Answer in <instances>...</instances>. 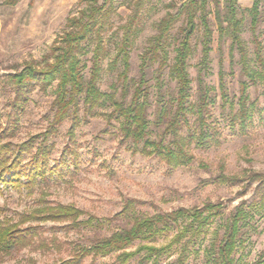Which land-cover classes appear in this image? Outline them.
I'll return each mask as SVG.
<instances>
[{
  "label": "rangeland",
  "instance_id": "1",
  "mask_svg": "<svg viewBox=\"0 0 264 264\" xmlns=\"http://www.w3.org/2000/svg\"><path fill=\"white\" fill-rule=\"evenodd\" d=\"M134 1L113 0L114 11L102 34L105 55L96 80L99 91L124 103L138 80L140 55L155 34L157 22L166 12H175L185 0L141 1L128 49L126 93L122 98L118 79L122 66L119 62L111 66L110 62ZM206 1L211 50L206 67L200 70L202 26L198 23L190 38L187 59L191 82L186 111L173 134L167 126L174 111L172 97L176 89L168 67L184 26L183 15L165 38L168 66L161 70L159 78L157 63L146 69L149 96L145 139L171 148L177 145L189 157L183 165H172L160 156L141 153L143 141L135 144L124 137L106 97L94 107L78 98L76 115L70 114L49 129L55 82L46 89L36 82L16 86L8 75L20 71L28 62L40 66L51 60L50 46L64 31L67 16L76 14L84 3L18 0L9 5L0 0V145L8 144L10 148L9 152L0 151V158L5 165L15 161L13 169L0 176V228L13 225L20 232V240L9 251L0 252V264H61L72 258L79 247L129 227L134 217L179 207H201L205 202H220L223 208L194 247L197 253L189 254L185 264H208L204 248L212 243L216 247L220 242L224 224L237 205H243L247 214L241 222L234 264H264V184L248 179L253 172H264V0L259 1L256 27L262 63L255 59L250 17L245 11L253 0H237L243 17L240 38L246 65L241 64L236 49L230 51L229 39L218 35L215 4L221 10L225 0ZM92 46V40L86 41L80 55L85 77ZM248 69L254 72V81L246 76ZM242 81L247 83L243 118L238 105ZM157 83L162 86L160 96ZM200 91L204 93L202 101ZM45 131L47 135H43ZM39 147L43 155L37 151ZM19 150L22 151L17 153ZM17 154L18 158L14 157ZM223 177L234 179L223 181ZM128 202L130 207L124 211ZM57 204L72 205L83 211L81 218L92 216L103 226L75 227L68 220L45 219L41 215L44 206ZM175 230L174 226L154 244L167 242ZM145 242L135 241L126 249L133 250ZM177 252L173 247L156 264H171ZM117 254L91 253L72 264L137 263L138 256L120 263Z\"/></svg>",
  "mask_w": 264,
  "mask_h": 264
},
{
  "label": "trees",
  "instance_id": "2",
  "mask_svg": "<svg viewBox=\"0 0 264 264\" xmlns=\"http://www.w3.org/2000/svg\"><path fill=\"white\" fill-rule=\"evenodd\" d=\"M18 0H4L5 4L13 5ZM142 0H135L131 14L127 22L123 25V32L116 52L110 62L115 66L119 62L122 66L118 73V79L121 82V97H125L127 72L129 67L128 49L134 32V23L138 17L139 6ZM259 1L253 0L249 8L245 11L250 17V31L252 40L256 47V60L262 63L259 48L260 43L256 36V27L259 16ZM84 3L83 8L76 14H70L65 21L64 31L57 36L50 46L51 60H45L40 66L28 62L24 67L8 75L10 82L16 86H23L30 82H36L41 89H46L55 82L53 90L54 98L52 101L53 116L48 126L54 129L67 116L76 115L78 98H81L83 104L94 107L101 103V99L106 97L112 106L115 118L119 121V126L124 137L131 139L135 144L143 141L141 153L146 155H157L172 165H183L189 161V157L181 150L179 146L171 148L163 145L160 141H150L145 139L148 128L147 108L149 89L146 79V69L149 65L157 63L156 72L159 78L163 68L168 66V52L165 50V38L167 33L177 21L180 15H183L184 26L181 28V35L174 47L172 63L168 67V76L175 83V95L172 97L174 102V111L167 126V131L175 133L177 125L180 124V118L186 111V101L189 97L190 78L187 71V59L190 55V38L195 33L198 23L202 26L201 56L199 60L200 70L206 67L208 54L211 50V28L207 20L208 10L206 0H185L175 12H166L156 24V32L151 37L148 45L140 55L139 77L134 85L132 94L127 103L123 100L116 101L110 95H104L96 86V80L100 72V62L105 55V46L103 44V32L108 23L110 15L114 11L113 0H78ZM218 3L215 4L214 17L220 38L229 39L230 51L236 49L239 53V59L242 65H246V53L243 42L240 38L241 25L243 17L237 0H225L223 7L219 10ZM92 40L93 46L89 57L90 66L88 76L83 75L84 64L80 55L83 54V44ZM246 69V68H245ZM249 70V69H248ZM260 76L261 74H257ZM246 76L254 81V72L247 71ZM247 83H240V96L238 105L240 116L246 115L245 89ZM162 86L157 83V95H161ZM200 89V88H198ZM160 98V97H158ZM199 99H204V93L200 91ZM76 117V116H75ZM74 118V117H73ZM47 131L43 135H47ZM25 145V144H23ZM146 147H150L147 149ZM8 144L0 145V151L9 152ZM19 150L17 153H20ZM40 155L44 150L38 148ZM1 157V156H0ZM14 157L18 158V154ZM0 162V176L2 173L13 169L15 164L10 161L9 164H3V158ZM33 173L32 177H34ZM223 181L233 180V177H223ZM248 179L258 184H264V172H253L249 174ZM130 207L128 202L124 211ZM223 205L220 202H205L201 207L184 208L179 207L169 212L161 214L143 215L134 217L131 225L127 228L112 232L106 237L97 239L88 246H81L76 254L62 262L61 264H72L76 260L88 255L99 254L107 255L117 252L120 263H126L131 258L138 256L136 264H156L157 260L164 254L178 249L177 255L171 264H185L189 254L197 253L194 247L204 234L207 226L214 218L221 214ZM45 219L68 220L73 226H88L99 229L103 226L101 220L92 216L86 219L81 218L83 211L72 206L57 204L53 206H44L41 210ZM247 214V209L243 205H237L232 214L227 218L220 242L214 247V244L204 248L203 257L208 264H234L233 254L240 243L239 232L241 222ZM176 227L173 235L167 242L155 245L154 242L159 237H164L173 227ZM14 226L0 228V252L9 251L13 245L20 240V235ZM135 241H147L139 243L135 249L127 250ZM191 246V247H189Z\"/></svg>",
  "mask_w": 264,
  "mask_h": 264
}]
</instances>
